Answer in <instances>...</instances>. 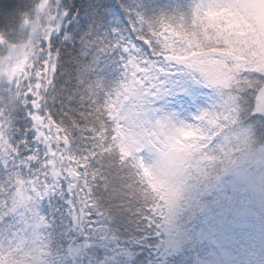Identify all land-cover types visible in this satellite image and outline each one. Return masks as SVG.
<instances>
[{
    "label": "rangeland",
    "instance_id": "obj_1",
    "mask_svg": "<svg viewBox=\"0 0 264 264\" xmlns=\"http://www.w3.org/2000/svg\"><path fill=\"white\" fill-rule=\"evenodd\" d=\"M186 5L197 34L173 38L184 43L190 35L187 42L193 47L169 60L164 57L181 66L172 69L182 75L171 86L184 107L166 108L163 99H143L126 108L121 101L128 97L117 96L113 105L119 133L147 168L146 178L165 204L171 208L179 202L165 226L181 253L197 252L194 264H264V138L250 143L252 134L240 123L236 103L241 83H260L248 74L264 76V0H189ZM206 44L217 49H203ZM16 66L10 64L8 70ZM184 76L202 83L195 86L191 101ZM256 103V110L264 111V83ZM35 204L20 206L32 214ZM43 227L22 220L12 230L18 236L10 243L0 241V262L83 264L96 258L103 264L106 258L95 257V252L107 245L112 253L122 251L117 240L106 245L105 240L89 243L74 236L55 261Z\"/></svg>",
    "mask_w": 264,
    "mask_h": 264
},
{
    "label": "trees",
    "instance_id": "obj_2",
    "mask_svg": "<svg viewBox=\"0 0 264 264\" xmlns=\"http://www.w3.org/2000/svg\"><path fill=\"white\" fill-rule=\"evenodd\" d=\"M188 2L189 0H96L98 7L94 10V22L86 23V27L78 32L75 40L69 35L67 44L60 41L52 46L59 53V63L55 69L54 85L46 94L48 107L58 113L61 104L59 97L84 91L89 84L98 83L101 92H109L123 83L125 69L121 58L122 51L119 48L107 47V41L114 39L117 33L131 41L132 33L135 31L134 22L137 27L139 26L138 15L144 16L146 20L155 19L162 13L177 15L174 23L167 24L161 33L163 56L169 60L179 51L183 50L186 53L193 47L187 42L190 35L184 43L178 38L174 40L173 37L192 32L197 34V24L194 23L192 13L186 5ZM76 3L83 4L84 0H67L66 5L63 4V0H7L4 14L6 19L10 17V21L0 24V152H7V149L12 147L11 137L15 139L18 134L14 131L20 128V124L15 123L18 119L16 110L18 102H23L25 89L40 87L38 83L33 85L29 78L40 72L38 60L42 42L48 40L54 32H58L63 24L62 6L70 7ZM105 4L118 6V11H114L113 6H102ZM84 15L85 12H82L80 7H76L72 12V20L76 23L77 30L80 29V20ZM63 27H68L67 22ZM163 32H167V35L164 36ZM202 48L214 51L217 46L206 44ZM15 50L17 52H14ZM13 56L16 57L13 59ZM14 63H17V66L10 72L8 67ZM136 67L141 71H147L140 69L139 65ZM25 81H29V84L25 85ZM255 83L256 81H253L252 85L249 82L241 83L238 91L243 90L245 85L254 87ZM249 97H253V94L249 93ZM257 98L258 92L248 101L249 106L253 107V112L257 111ZM113 103L109 105L111 109L109 117L115 120V124L111 136L112 143L108 145L107 150L117 155L120 161H129L134 179L143 186L141 191L145 197L157 198L166 205L159 191L150 186L149 179L146 178L147 168L139 158L133 156L124 136L119 133ZM237 110L241 118L238 104ZM242 119L248 120L247 117H243L240 123ZM243 125L250 129L251 144L261 142L260 139L264 137L255 136L247 122ZM132 174L127 169L114 170L109 177V185L105 187L101 184L96 188L97 207L92 209L93 215L79 225L73 222L74 216H69L72 193L65 196L56 192L43 197L35 204V212L48 219V226L43 227V235L55 261L65 242L72 241L75 239L74 236H78L89 243L105 240L107 245L109 241H118L122 251L112 253L108 250L111 245H107V248L105 245L104 248L107 250L94 253L95 257L103 255L106 258L103 264H194L193 259L197 252L181 253L169 240L170 234L165 224H158L149 231L146 223L142 222V217L136 211L142 204V199L138 192L135 198L132 196L133 191H136ZM5 180L7 170L0 162V186ZM3 199L0 197V214L7 211L8 216L5 223L0 224V239L3 238V241H0L6 244L12 241L14 238L12 236L15 235L12 230L19 226L22 220L30 224H34V220L33 213L23 210L20 203H17L15 209L11 207L5 209ZM68 227L69 231L66 230ZM194 248H197L196 245ZM206 249L204 246L201 255ZM90 254L92 255L91 252ZM90 254L86 253L85 257ZM164 255H167L166 259ZM96 260L94 258L84 263L101 264ZM3 261L9 260H2L0 264H3Z\"/></svg>",
    "mask_w": 264,
    "mask_h": 264
},
{
    "label": "snow or ice",
    "instance_id": "obj_3",
    "mask_svg": "<svg viewBox=\"0 0 264 264\" xmlns=\"http://www.w3.org/2000/svg\"><path fill=\"white\" fill-rule=\"evenodd\" d=\"M6 3L7 0H0V24L10 21V17L6 19L4 14ZM63 4L66 5L67 0H63ZM102 6H113L114 11H118V6L115 5ZM76 7L85 12L81 17L79 30L72 20V12ZM97 7L96 0H84L83 4L76 3L70 7L62 6L63 24L58 32H54L48 40L42 42L38 60L40 72L29 78L33 85L38 83L40 87L25 89L23 102H18L16 110L18 119L15 123L20 124V128L14 131L18 134L15 139L11 137L12 147L8 148L7 152H0V162L7 170V180L0 186V197L4 198L2 203L5 209H15L17 203H39L43 197L56 192L65 196L72 193L69 216H74L77 225L83 223L85 219L91 218L92 209L97 207L96 188L101 184L107 187L114 170L127 169L132 174L128 160L120 161L117 155L107 150L108 145L112 143L111 136L115 124V120L109 117V105L117 96L120 99L127 96L128 99L124 101L126 108L138 106L143 99H163L166 108L184 107L180 94L171 86L176 78L182 75L172 69L181 66L174 61H166L163 56L161 33L167 24L174 23L177 16L167 13L147 20L138 15L139 26L134 22L135 31L131 41L122 38L118 33L114 39L107 41V47L119 48L122 51L124 80L117 89L101 92L98 83L89 84L84 91L59 97L61 104L58 113L48 107L46 94L54 85L55 69L59 63V53L52 46L60 41L67 44L69 35L75 40L78 32L86 27V23L94 22V10ZM65 22L67 28L63 27ZM163 35L166 36L167 32H163ZM137 65L147 71L139 70ZM248 75L255 76L260 83H264V76L254 73ZM184 78L189 81L188 99L191 101L196 96L195 86L202 83L186 76ZM260 83H255L254 87L243 86V90L238 91L236 103L240 106L241 118H248L247 121L242 119V123L247 122L255 136L264 137V111L253 112V107L248 104L257 94ZM28 84L29 81H25V85ZM145 90L148 92L147 96ZM249 93H252L253 97H249ZM69 96L71 98H68ZM116 106H120L118 101ZM24 125L28 127L25 128ZM142 187L139 181L135 180L136 191H133L132 196L135 198L138 192L142 199V204L136 211L142 217V222L146 223L147 229L150 231L158 224L169 223L177 211L179 202L169 208L157 198L145 197L141 191ZM7 216V211L0 214V224L5 223ZM33 220L37 226L46 227L49 223L47 217L35 211ZM85 227L87 228V225ZM19 234L17 231L12 237Z\"/></svg>",
    "mask_w": 264,
    "mask_h": 264
}]
</instances>
